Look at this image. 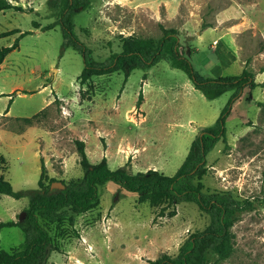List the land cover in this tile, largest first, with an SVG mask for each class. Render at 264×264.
Masks as SVG:
<instances>
[{"label":"rangeland","instance_id":"obj_1","mask_svg":"<svg viewBox=\"0 0 264 264\" xmlns=\"http://www.w3.org/2000/svg\"><path fill=\"white\" fill-rule=\"evenodd\" d=\"M58 8L50 0H9L0 12V48L19 40L0 68V174L16 191L37 189L44 165L46 186L74 185L83 177L76 140L95 164L130 173L158 170L174 176L191 144L214 125L233 91L201 92L169 57L148 69L95 76L82 85L84 56L64 38ZM75 34L104 62L121 52L128 37L157 41L161 26L176 29L192 49L201 78L254 73L260 85L246 88L233 104L226 138L207 156L205 191L227 192L251 208L236 215L234 252L207 264H264V0H90L73 16ZM35 24V25H34ZM37 27V28H36ZM29 199L0 195V223L20 217ZM165 210L164 215L160 212ZM49 224L50 264H150L176 256L184 241L204 230L209 215L194 203L153 207L140 196L108 183L98 206ZM20 227L0 230V250L21 247Z\"/></svg>","mask_w":264,"mask_h":264},{"label":"trees","instance_id":"obj_2","mask_svg":"<svg viewBox=\"0 0 264 264\" xmlns=\"http://www.w3.org/2000/svg\"><path fill=\"white\" fill-rule=\"evenodd\" d=\"M50 5L58 8L60 1L50 0ZM89 5L90 0H64L59 19L55 22L61 26L63 32L62 52L68 47H73L84 56L85 67L79 76L82 85L95 76L115 72H123L127 79L134 70H148L163 58L169 57L172 67L183 70L195 89L204 93L233 91V94L214 125L204 128L194 139L187 157L174 176L165 175L155 169L137 173H130L125 168L111 169L106 157L93 164L87 156L85 143L80 140L75 143L83 177L74 185L63 183L64 189L51 190L50 186L44 183V180L48 179L44 165L41 166L37 189L16 191L0 174V195H7L16 200L26 197L29 199L26 224L15 221L0 223V230L20 227L24 234V242L19 249L12 252L0 250V264H50L48 255L53 239L47 225L69 220L73 226L75 218L69 216V213L80 215L96 208L100 202V189L108 183L140 196L153 207L164 203H194L201 212L209 215V225L204 230L192 233L181 245L176 256L163 254L149 261L150 264H207L209 253L216 254L222 260L229 259L234 252L232 227L236 215L251 208L252 204L244 203L227 192L205 191L203 178L208 173V154L220 140L226 138V123L235 100L246 88L253 90L260 85L256 82L254 73L245 69L240 75L199 77L191 61L192 49L182 43L180 33L176 29L163 26V35L157 41L128 37L123 42L121 52L112 53L104 62L92 60L91 49L75 34L73 20L79 8L87 9ZM11 9L22 11V8L13 6L9 0H0V12ZM16 33H20V36L14 44L0 48V65L19 47V40L31 32L16 29L4 35ZM54 182L51 180V183ZM164 212L165 210L161 211L160 216H163Z\"/></svg>","mask_w":264,"mask_h":264},{"label":"water","instance_id":"obj_3","mask_svg":"<svg viewBox=\"0 0 264 264\" xmlns=\"http://www.w3.org/2000/svg\"><path fill=\"white\" fill-rule=\"evenodd\" d=\"M52 188L55 189H64L65 188V184H63L62 182H54L52 185ZM26 215V213H23L20 217V220H22L24 218V216Z\"/></svg>","mask_w":264,"mask_h":264},{"label":"crops","instance_id":"obj_4","mask_svg":"<svg viewBox=\"0 0 264 264\" xmlns=\"http://www.w3.org/2000/svg\"><path fill=\"white\" fill-rule=\"evenodd\" d=\"M2 65H3V63L0 65V68H1Z\"/></svg>","mask_w":264,"mask_h":264}]
</instances>
